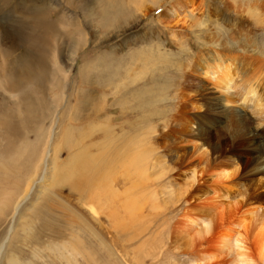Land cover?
<instances>
[{"label":"rangeland","instance_id":"obj_1","mask_svg":"<svg viewBox=\"0 0 264 264\" xmlns=\"http://www.w3.org/2000/svg\"><path fill=\"white\" fill-rule=\"evenodd\" d=\"M213 49L238 77L229 94L191 69ZM263 72L264 0H0V111L17 124L0 160V264H200L210 239L177 232L201 206L190 190L214 186L209 166L239 170L241 212L264 205V114L238 98Z\"/></svg>","mask_w":264,"mask_h":264},{"label":"bare ground","instance_id":"obj_2","mask_svg":"<svg viewBox=\"0 0 264 264\" xmlns=\"http://www.w3.org/2000/svg\"><path fill=\"white\" fill-rule=\"evenodd\" d=\"M252 16H255V15L252 14ZM19 25L21 27H28L29 26V27H31V29L33 28L28 23H24V22L19 24ZM34 26H35V22H34ZM210 27H212V25ZM20 32H21V30H20ZM32 32L33 31H31V33ZM4 34H5V32H4ZM200 38H202V37H200ZM235 44L236 43L231 44L230 47L235 45ZM221 45H219V46L216 45L218 48L214 45L213 46L215 47V49H219V48H221L220 47ZM213 46H212V48H213ZM228 46L229 45H227V47ZM31 47L33 48L32 45H31ZM32 48H30V49H32ZM215 49H213L212 52H209V54H211V55H209L207 53L208 56L206 58L205 57L202 58V57L198 56L195 59V63L190 64L191 69L192 70L195 69L196 71H200L202 74H205L208 77L213 76L215 79V82H214L215 87H217L221 90H224L225 92L227 91V93L229 94V91H231V88L234 87V85H237L236 79H238V77L237 76L235 77V75L231 73V69H232L231 66H225L224 65L225 62H228L231 60L223 58L222 54L219 51L216 52ZM216 68H217V71H214V69H216ZM29 69H31L30 66H29ZM28 70H25L24 73L26 74L28 72ZM18 72L16 71V69L13 71V75H12V82L13 83H11V85H10L11 81H9V79H10L9 74H6L4 72V77H6V79H7L6 81H4L5 85L6 86L10 85V89H14L13 87L18 88V86L16 85L17 83L20 82L19 81V75L20 74ZM263 73L261 75V78H259V80H255L254 82H251V81L246 82L245 80H243L242 81V84H243L242 92L238 96L239 100H241L242 102H254V104L256 105V108L257 107L260 108V110H258V111L262 112V113H260L261 114L260 116H262V114H264V93H262L263 90L261 89L263 87H261L259 84L264 80V74ZM0 75L2 76L1 73H0ZM234 77H235V81H234ZM211 79H212V77H211ZM256 82H257V84H256ZM259 88H260V92H258ZM259 93H261V94H259ZM229 102L231 104L236 103V101H234L231 98V96L228 95L225 103H224V101H223V104L215 103L211 108H207V107L206 108L212 109L214 111H218L220 108H223V106H225V109H226L227 104ZM29 103L27 102V104L24 105L25 106L24 108L28 107L30 109L29 113L27 112L28 114H26L27 119L25 122L28 124L27 126H30L29 121H31V113L33 112L32 111L33 108L29 106ZM3 105H6V103L0 102V107H2ZM198 106L200 108L202 107L201 105H198ZM240 115H245V113L240 114ZM8 118H10V119H8ZM11 118H12V115L0 111V130H2V135L0 134V138H2L4 141V145H0V160L10 161V159L12 158V154H13L14 149L17 147V146H15V143L11 137V132L15 131L17 124L15 122L13 123ZM228 118H230V117H228ZM238 119H239V117H238ZM244 119H246V118H243L242 120L244 121ZM230 120H231V118H230ZM237 121L240 122L239 120H237ZM237 121L233 120V124L237 125L238 124ZM228 122H230V121H228ZM245 122L247 123V121H245ZM4 124H6L5 127H3ZM25 126H26V124H25ZM238 127H239V125H238ZM240 128H238V130H240ZM258 136H259V141H262L264 139V136L262 134H259ZM188 141H191V140L188 139ZM195 148H197L199 150L201 147L199 144H196ZM137 152H139V151H137ZM131 160H132V163H135L137 159H135V161H133V159H131ZM215 163L216 164L213 163V165L211 164L212 165L211 168L209 166V169H210L209 171L207 170V175L210 176L212 174L211 176H213L212 177L213 180L212 179H210V180H212V185H214V186H206L204 188H199L198 190L195 188L193 191H191L189 189L190 190L189 195H190V198L192 199V202H193L194 198H197L198 202L196 200H195V202H197V204L201 205V206L195 207V205H192V207H189L187 209V211L185 212L186 217H185L184 221H182L180 228L177 232L178 240L185 242L188 246H195L199 242V240L201 241L203 239L209 238L210 239V246H209L210 250L207 252H202V254L199 255L201 258L200 264H233V260L235 258V253L232 250L233 249V243H234V240L236 238L242 237L244 242L247 244V247L250 249L251 255L256 259L257 264H264V205L252 206L249 209H246V211L241 212L238 209V205L241 202H239L236 198H234V199L231 198V196L229 195V193L233 190V187H236V185H237L235 180L238 176L239 170L235 169L231 165L224 164L222 166H220V165L218 166L217 165L218 163L217 162H215ZM215 165H217V166H215ZM259 165H260V168L255 172L257 175L256 185H254L256 191H259L260 189L262 190V187L264 185V175H263V173H264V160L260 161ZM0 170L3 173L5 171L3 169H0ZM76 171H77V169L76 170L74 169L75 174H76ZM72 172L70 174H72ZM75 174H74V176H75ZM238 178H239V176H238ZM33 180H34V178L32 179V181ZM102 181H103V179H102ZM75 186H76V183H75ZM77 187H78V185H77ZM30 189H29V191L24 192L22 197L28 196ZM197 191H199V192H197ZM249 192H251V190ZM91 194H92V192H91ZM93 194H94V192H93ZM196 194H199V195H196ZM195 202H193V203H195ZM18 205L19 204H17V206ZM26 231L29 232V228ZM76 240L81 242L79 239H76ZM61 244L62 245L67 244V246L70 248V242L69 243L65 242L64 244L61 242ZM0 246H1L0 247V255H1L3 245H0ZM226 256L229 257V259L227 261L223 260V258ZM203 261L205 263H203ZM16 264H18V262ZM192 264H194V263H192Z\"/></svg>","mask_w":264,"mask_h":264},{"label":"clouds","instance_id":"obj_3","mask_svg":"<svg viewBox=\"0 0 264 264\" xmlns=\"http://www.w3.org/2000/svg\"><path fill=\"white\" fill-rule=\"evenodd\" d=\"M232 250L235 253L233 264H257L256 259L251 255V251L242 237L234 240Z\"/></svg>","mask_w":264,"mask_h":264}]
</instances>
